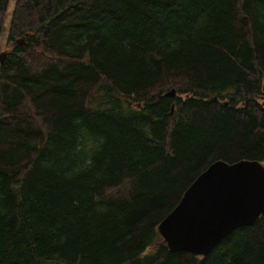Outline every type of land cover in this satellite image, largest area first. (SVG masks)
<instances>
[{
	"label": "trees",
	"instance_id": "trees-1",
	"mask_svg": "<svg viewBox=\"0 0 264 264\" xmlns=\"http://www.w3.org/2000/svg\"><path fill=\"white\" fill-rule=\"evenodd\" d=\"M4 52L0 264H264V215L205 257L157 230L264 163V0H16Z\"/></svg>",
	"mask_w": 264,
	"mask_h": 264
},
{
	"label": "water",
	"instance_id": "water-1",
	"mask_svg": "<svg viewBox=\"0 0 264 264\" xmlns=\"http://www.w3.org/2000/svg\"><path fill=\"white\" fill-rule=\"evenodd\" d=\"M4 57L0 53V63ZM263 215V164L216 161L187 188L157 230L170 252L205 257L233 231L252 226Z\"/></svg>",
	"mask_w": 264,
	"mask_h": 264
},
{
	"label": "rangeland",
	"instance_id": "rangeland-1",
	"mask_svg": "<svg viewBox=\"0 0 264 264\" xmlns=\"http://www.w3.org/2000/svg\"><path fill=\"white\" fill-rule=\"evenodd\" d=\"M16 0H9L5 12V18L3 26L0 33V53H3L6 50V37L9 29V24L11 20L12 10ZM264 166V163H263Z\"/></svg>",
	"mask_w": 264,
	"mask_h": 264
}]
</instances>
